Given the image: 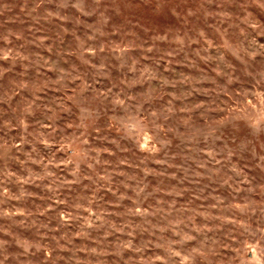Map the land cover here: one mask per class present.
Here are the masks:
<instances>
[{
  "label": "rangeland",
  "instance_id": "1",
  "mask_svg": "<svg viewBox=\"0 0 264 264\" xmlns=\"http://www.w3.org/2000/svg\"><path fill=\"white\" fill-rule=\"evenodd\" d=\"M0 264H264V0H0Z\"/></svg>",
  "mask_w": 264,
  "mask_h": 264
}]
</instances>
